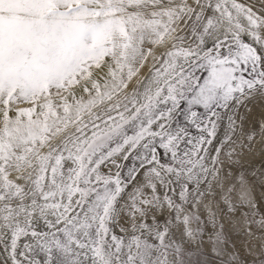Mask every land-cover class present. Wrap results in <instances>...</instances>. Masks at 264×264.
<instances>
[{"label":"snow or ice","instance_id":"snow-or-ice-1","mask_svg":"<svg viewBox=\"0 0 264 264\" xmlns=\"http://www.w3.org/2000/svg\"><path fill=\"white\" fill-rule=\"evenodd\" d=\"M0 264H264V0H0Z\"/></svg>","mask_w":264,"mask_h":264}]
</instances>
